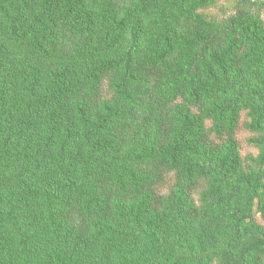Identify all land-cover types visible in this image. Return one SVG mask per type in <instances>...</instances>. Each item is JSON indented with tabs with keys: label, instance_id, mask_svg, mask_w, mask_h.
Returning <instances> with one entry per match:
<instances>
[{
	"label": "trees",
	"instance_id": "trees-1",
	"mask_svg": "<svg viewBox=\"0 0 264 264\" xmlns=\"http://www.w3.org/2000/svg\"><path fill=\"white\" fill-rule=\"evenodd\" d=\"M0 264H264V0H0Z\"/></svg>",
	"mask_w": 264,
	"mask_h": 264
},
{
	"label": "rangeland",
	"instance_id": "rangeland-1",
	"mask_svg": "<svg viewBox=\"0 0 264 264\" xmlns=\"http://www.w3.org/2000/svg\"><path fill=\"white\" fill-rule=\"evenodd\" d=\"M246 135V133L244 131H238L236 133V136L240 139V141H242V148L243 151H249L250 147H248L245 142H244V136ZM252 150V149H251ZM253 151V150H252ZM257 219L260 220V217L257 216Z\"/></svg>",
	"mask_w": 264,
	"mask_h": 264
}]
</instances>
